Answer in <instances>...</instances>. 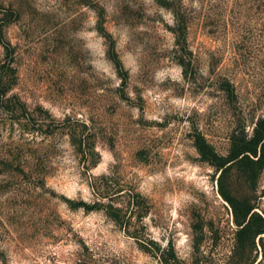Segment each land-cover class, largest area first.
Returning <instances> with one entry per match:
<instances>
[{
  "label": "rangeland",
  "instance_id": "obj_1",
  "mask_svg": "<svg viewBox=\"0 0 264 264\" xmlns=\"http://www.w3.org/2000/svg\"><path fill=\"white\" fill-rule=\"evenodd\" d=\"M262 119L264 0H0V264H264Z\"/></svg>",
  "mask_w": 264,
  "mask_h": 264
},
{
  "label": "trees",
  "instance_id": "obj_2",
  "mask_svg": "<svg viewBox=\"0 0 264 264\" xmlns=\"http://www.w3.org/2000/svg\"><path fill=\"white\" fill-rule=\"evenodd\" d=\"M259 143L261 146H264V119H262L260 122H258V124H256L255 131H254L252 137L247 142H245V144L243 146L242 145L239 146L237 148V150H235L228 157H226L225 160L231 161V160L237 158L240 154L255 152L254 148ZM197 147L203 155H205V154L208 155L210 153V148H209L208 144L205 143V141H202V142L198 141ZM228 199L232 203V205H234L235 201L232 200L231 198H228ZM250 212H251V208H248L246 213L248 214ZM253 213L254 212L250 213L248 221L241 227L242 229L249 228L252 226V224H253L252 218H254L255 216H258L257 213H255V214H253ZM236 218H237L236 220L239 221V217L236 216ZM254 229H255L254 234H256V235L264 232V229L260 228V227H255Z\"/></svg>",
  "mask_w": 264,
  "mask_h": 264
}]
</instances>
